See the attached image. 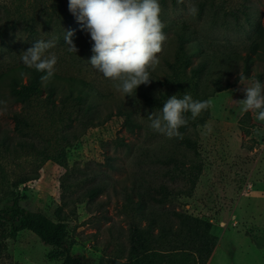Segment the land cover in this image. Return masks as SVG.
Segmentation results:
<instances>
[{"label": "rangeland", "instance_id": "obj_1", "mask_svg": "<svg viewBox=\"0 0 264 264\" xmlns=\"http://www.w3.org/2000/svg\"><path fill=\"white\" fill-rule=\"evenodd\" d=\"M159 3L166 34L160 63L148 84L124 97L88 63L90 36L68 0H0V209L15 202L62 221L70 255L87 264H129L130 227L152 228V248L190 264L182 251L187 220L176 214L211 225L217 240L206 264H264V122L237 103L245 87L264 84V0ZM67 31L76 53L67 51ZM179 36L187 40L181 52ZM50 39L58 60L43 83L56 93L14 102L7 84L27 67L20 54ZM69 92L81 99L64 105ZM185 92L213 106L195 119L186 113L182 138L152 131L147 117ZM12 113L24 124L15 127ZM161 187L171 191L167 197ZM7 235L0 231V264H63L62 251L31 232Z\"/></svg>", "mask_w": 264, "mask_h": 264}, {"label": "clouds", "instance_id": "obj_2", "mask_svg": "<svg viewBox=\"0 0 264 264\" xmlns=\"http://www.w3.org/2000/svg\"><path fill=\"white\" fill-rule=\"evenodd\" d=\"M68 11L90 36L92 56L88 63L112 82L116 92L124 97L133 96L138 86L152 80L150 70L159 65V54L166 40L159 0H68ZM197 13L195 6L189 8L190 15ZM73 35V31L65 32L64 41L67 51L76 53ZM56 43V39L38 40L20 54L25 66L46 73L42 81L54 75L58 57L49 50ZM239 79L243 81L245 77L239 74ZM243 91L245 98L237 101L241 112H252L256 120L264 122V84L257 80ZM212 106L211 98L194 100L187 92L182 98L172 95L163 103L159 114L147 117L149 127L169 139L182 138L179 129L188 124L186 113L195 119Z\"/></svg>", "mask_w": 264, "mask_h": 264}, {"label": "trees", "instance_id": "obj_3", "mask_svg": "<svg viewBox=\"0 0 264 264\" xmlns=\"http://www.w3.org/2000/svg\"><path fill=\"white\" fill-rule=\"evenodd\" d=\"M3 36V30L0 28V39ZM178 51L185 50V43L187 40L183 36L177 37ZM247 60L245 62V69L243 71L244 77L248 75L249 68L247 66ZM204 65H199L196 69H193L194 74H199L203 71ZM15 71L20 72L21 76L13 82H8L7 89L9 95L13 98L14 102L18 104L26 103L32 96L36 94L46 93V98L51 99L56 93V89L52 86L44 84L41 77L46 73L38 72L34 68H28L20 66ZM23 76L25 80H23ZM81 96H73L71 92L63 93L60 102L66 104L68 101L80 100ZM118 116H124L126 118L125 123L128 126V131L132 132L134 125L130 121L128 114H123L121 110L117 112ZM246 114L241 120L240 124H245ZM11 118L15 122V127H19L24 124V120L18 116L17 113H12ZM249 127H252L250 125ZM186 130V126L181 127L179 131ZM244 131V130H243ZM244 131V134H247ZM189 145V144H188ZM164 197L169 195L168 189L161 187L158 191ZM92 195L97 192L91 193ZM91 195V196H92ZM162 202L158 200L157 202ZM177 217L187 220L184 236L185 246L183 245V253L187 254V257H191L190 264H206L211 254L213 253L214 246L217 238L210 232L211 225L207 222H201L197 218L185 217L181 214H176ZM7 231L9 237H15L21 231H28L34 234L43 244L52 246L59 249L63 253V264H87L78 258H73L70 255V251L66 246L65 239L66 225L62 222H54L46 217L41 212H33L25 210L18 206L17 203L0 209V231ZM163 231V230H162ZM155 239L152 228L149 230H141L137 227H130L129 229V264H162L164 260L165 264H177V261L169 259L168 254L158 253L156 249L152 248V241ZM182 240V243H183ZM181 250L178 249V259L181 255ZM167 255V257H166ZM171 255V254H170Z\"/></svg>", "mask_w": 264, "mask_h": 264}]
</instances>
